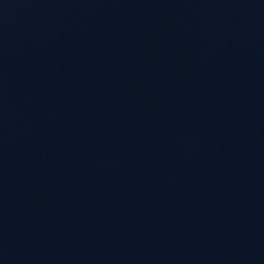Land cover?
<instances>
[{
  "label": "water",
  "instance_id": "95a60500",
  "mask_svg": "<svg viewBox=\"0 0 264 264\" xmlns=\"http://www.w3.org/2000/svg\"><path fill=\"white\" fill-rule=\"evenodd\" d=\"M0 264H264V0H0Z\"/></svg>",
  "mask_w": 264,
  "mask_h": 264
}]
</instances>
